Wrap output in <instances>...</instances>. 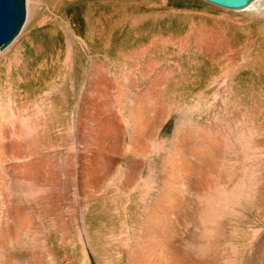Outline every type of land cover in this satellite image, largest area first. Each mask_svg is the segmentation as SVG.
Segmentation results:
<instances>
[{"label": "rangeland", "instance_id": "rangeland-1", "mask_svg": "<svg viewBox=\"0 0 264 264\" xmlns=\"http://www.w3.org/2000/svg\"><path fill=\"white\" fill-rule=\"evenodd\" d=\"M88 2L92 5V12L90 15L87 11L86 16L84 7L76 9L69 5L70 0H28L27 19L25 17L20 35L0 53V110L9 102L10 92L17 89V82L22 81L28 71L38 74L39 71L53 70L55 75H73L78 92L83 89L80 86L84 85L85 89L88 85V77L97 72L106 74L108 80H119L117 83L124 85L126 100L134 101V77L130 78L128 74L134 69L142 71L156 62L157 72L165 70L172 76L168 94L173 95L170 97L173 100L170 106L173 126L168 138L183 119L192 123L197 132L214 133L226 149L229 145H235L237 149L228 155L231 162L221 160L215 172L210 171L206 184L207 188L212 185L217 190L211 192L213 202L207 198L205 202L200 200L201 196L204 199V193L208 196L206 190L199 187L201 176L198 183L195 182L197 177L189 181L187 174L179 175L177 184L170 181L174 180L172 174L167 177L165 181H169L172 187L166 195L173 199L170 201L173 204L152 214L160 217L168 213L161 222V232L134 242L142 239L143 245L165 242L168 264H264V0H255L246 10H229L203 0ZM115 23L117 27H113ZM51 59H54L53 64ZM214 71L219 78L228 74L227 81L206 86L205 74H214ZM137 78L140 89L149 84V79L142 81L140 74ZM102 86L101 91L107 100L112 98L108 91L113 96L120 93L116 85L112 90L109 89L111 84ZM78 92L74 95L75 100ZM74 107L69 115L73 114ZM244 128H250L252 132L251 145L254 148L251 147L248 155L243 153L245 145L237 142ZM125 161L122 156L121 168ZM91 162L88 163L94 166L99 163L97 160ZM226 162L233 165V171L222 167ZM51 163L53 173L48 174V181L54 184L47 195L34 178L8 193L10 213H20L17 209L25 205L29 214L27 218L40 229V236L45 237L46 244L59 242L58 229L63 225L69 227L70 234L84 225L91 236V245L97 242L102 232L118 233L128 226V222L119 219V213L127 206L121 201L123 190L120 193L115 189L122 188V174L116 175L109 183L107 195L94 200L80 196L73 163L70 165L61 157L52 159ZM71 169L72 173H68ZM193 197L205 204L200 211L193 210L195 206L190 202ZM43 198L47 199L45 203ZM63 198L68 207L61 209L59 200ZM81 200L87 203L84 212L80 208ZM166 202L163 200L164 204L170 203ZM82 212L87 214L82 216L79 214ZM57 213L76 215L72 214L64 221L57 217ZM26 236L23 241L29 242ZM92 246L88 245L90 253ZM91 264L96 263L92 260Z\"/></svg>", "mask_w": 264, "mask_h": 264}, {"label": "bare ground", "instance_id": "bare-ground-1", "mask_svg": "<svg viewBox=\"0 0 264 264\" xmlns=\"http://www.w3.org/2000/svg\"><path fill=\"white\" fill-rule=\"evenodd\" d=\"M254 1L244 9H248ZM69 5L79 10L84 7L85 15L87 16V11L91 15L92 5L88 0H70ZM27 8L28 0H25L26 19ZM113 27H117L116 23ZM20 33L0 53L9 48ZM86 50H88L87 46ZM53 60L51 59L52 64ZM156 66L157 63L153 62L147 65L144 71L134 69V72L128 74V77H134V101L126 100L127 91L124 90V85L117 83L119 80L113 82L108 80L106 74L99 73V76L98 72L96 75L93 73L94 75L88 77V80L85 76L88 85H85V89L84 85L80 86L83 89L79 92L76 90L78 86L73 83L75 79L73 75L65 76L59 73L55 75L52 69L49 70L50 72L45 71L46 73L36 72L37 76L35 71H28L23 80L17 82V89L14 88V91L10 92V100L7 98L9 102L0 110V264H91L92 260L96 264H168L170 260L165 242L161 241L158 245H143L142 242L147 235L161 232V222L168 216V213H163L160 217L152 215L155 211L168 208L172 203L170 201H173L166 195L172 187L169 181H165L166 178L173 175L174 180L170 179V181L177 184L179 175L187 174L189 181L197 177L198 180L195 182H200L199 176H201L203 179L199 187L205 189L208 196L203 192L204 199L201 196L200 200L205 202L207 198L211 202L214 196L211 192L217 190L213 189L212 185L207 188L206 182L209 181L210 171L215 172L221 160L231 162L228 155L232 151L236 152L237 148L235 145L233 147L229 145L226 149L214 133L197 132V128L192 123L183 119L175 125L177 128L174 134L168 138L173 126V116L171 117L170 113V106L173 103L170 97L173 95H169L172 76L165 70L157 72L159 69ZM43 74L49 76L45 77ZM138 74L141 75L142 81L149 79V84L143 89H140L137 81ZM227 76L228 74H222L219 78L215 71L214 74L213 72L205 74L207 80L205 85L224 84ZM109 81L112 83H108ZM103 84L107 86L111 84L109 88L111 90L116 85L120 93L113 96L114 94L108 91L112 98L107 100L104 91H101ZM75 91L78 92L76 100ZM73 106H75L73 114L69 115ZM240 134L241 137L237 142L245 145L243 153L248 155L247 152L252 151L251 147H253L252 132L250 128H244ZM122 156L127 161L123 164V168L120 165ZM59 157L67 159L69 164L73 163V169L74 166L76 167V174L73 172L79 180L80 196L83 197L97 200L107 195L108 192H105L115 176L119 174L124 176L122 188L115 189L120 193L123 190L121 201L127 205L123 207L125 208L123 212L119 213L120 221L128 222L125 229L118 233L102 232L92 246L91 236L84 225L82 228L78 227L74 234H70L69 227L63 225L58 229L59 242L48 245L45 243V237L40 236V229L27 218L29 214L26 213L28 210L26 211L25 205H20L17 209L20 213H10L8 193L11 189L30 183L34 178L43 193L53 190L54 183H49L48 174L53 170H51L53 164L51 160ZM89 160L90 162L97 160L101 165H91L92 162L89 164ZM222 167L234 170L233 165L227 162ZM73 169L67 172L72 173ZM46 200L45 198L44 203ZM163 200L170 203L164 204ZM59 201L61 209L68 207L64 198ZM190 202L195 206L194 211H200V208L205 207V204L196 197ZM55 204L57 205L58 201ZM80 208L83 212L86 211V200L81 202ZM83 212L79 214L82 216L87 214ZM72 214L76 215V213H57V217L65 221ZM23 235H27L29 242L23 241L25 240ZM141 238L142 241L134 242ZM88 245L92 246V253L88 251ZM77 251L80 252L79 255L76 254ZM171 258L173 259V256ZM175 259L177 260L176 257Z\"/></svg>", "mask_w": 264, "mask_h": 264}, {"label": "water", "instance_id": "water-1", "mask_svg": "<svg viewBox=\"0 0 264 264\" xmlns=\"http://www.w3.org/2000/svg\"><path fill=\"white\" fill-rule=\"evenodd\" d=\"M230 9H244L253 0H203ZM25 0H0V51L19 34L25 21Z\"/></svg>", "mask_w": 264, "mask_h": 264}]
</instances>
